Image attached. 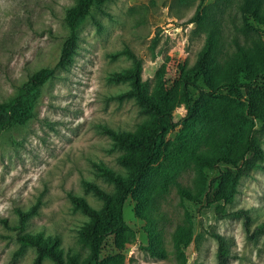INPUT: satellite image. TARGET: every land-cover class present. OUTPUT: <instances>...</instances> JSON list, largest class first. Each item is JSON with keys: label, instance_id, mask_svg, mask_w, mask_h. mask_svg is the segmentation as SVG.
<instances>
[{"label": "rangeland", "instance_id": "1", "mask_svg": "<svg viewBox=\"0 0 264 264\" xmlns=\"http://www.w3.org/2000/svg\"><path fill=\"white\" fill-rule=\"evenodd\" d=\"M246 1L111 0L101 8L106 14L91 11L79 26L72 64L58 69L56 77L42 86L34 117L0 132V264H36L35 249L15 240L20 232L17 210L33 211L24 232L59 236L64 253L75 254L79 262L89 256L87 244L78 236L89 219L67 193L100 209L102 201L86 192L82 181L109 194L114 185L99 176L92 163L125 172L117 161L122 150L100 126L135 131L147 119L134 99L114 98L130 88L128 81H109L113 73L132 67L123 52L130 51L141 61V78L149 90L161 79L166 90L178 94L180 66L194 65L209 32L218 38L220 66L238 47L264 44V26L245 12ZM250 1L264 13V0ZM75 2L0 0V102L15 96L29 75L55 65L68 33L65 7ZM200 2L206 14L200 23H190ZM196 83L206 89L202 80ZM255 86L253 95L259 101L264 96L262 83ZM190 91L192 99H198V90ZM185 115L184 105L178 104L174 121ZM181 128L167 135V152L182 160L162 162L150 180L151 228L164 256L147 250L146 222L136 216V202L128 198L123 247L116 248L114 237L108 238L101 254L104 264H219L211 232L229 241L226 264H264V169L241 177L229 204L208 206L205 193L222 187L221 175L229 168L219 165L201 172L194 161L185 159L183 149L187 145L190 150L215 152L225 128L211 118L195 122L187 136L179 133ZM253 135L264 150V128L258 121ZM179 189L188 191L189 197H182ZM237 210L241 215H232ZM177 236L183 237L180 248ZM50 262L44 258L41 264Z\"/></svg>", "mask_w": 264, "mask_h": 264}, {"label": "trees", "instance_id": "2", "mask_svg": "<svg viewBox=\"0 0 264 264\" xmlns=\"http://www.w3.org/2000/svg\"><path fill=\"white\" fill-rule=\"evenodd\" d=\"M109 1L111 0H76L75 4L65 7L64 24L68 33L57 62L53 67H44L29 75L18 87L15 96L0 102V132L16 125H24L34 117L42 86L56 77L58 69H66L73 62L81 22L93 9L106 14L101 8ZM252 3L250 0L246 1L245 12L264 26V13ZM201 6L200 2L189 20L190 23L201 22L206 14ZM96 24L99 28V24ZM217 49L218 38L213 31L209 32L194 65L189 68L180 66L178 94H171L166 90L161 79L153 90H149L148 82L141 78V61L130 51L123 52L132 60V67L113 73L109 81H128L130 88L114 98L120 101L134 99L147 119L135 131H119L100 126L101 131L122 150L117 161L125 168V172L121 173L104 164L92 163L98 175L114 185V192L109 194L89 181H82L85 191L102 201L100 209L91 207L82 196L71 191L67 193L74 207L89 219L78 229L80 240L89 248V256L82 262H79L75 254L64 253L59 236L24 232L33 211L17 210L20 232L15 240L35 249L36 264H41L44 258L50 259L49 264H104L101 254L108 238L114 237L116 248L123 247L124 233L128 229L124 219V205L128 198L136 202V216L146 222L147 250L154 256L163 257L165 250L158 245L151 228L153 198L150 180L157 175L156 171L161 169L162 162L182 160L169 156L167 152V135L179 126H182L179 133L184 132V136L193 131L192 125L195 122L209 118L219 121L225 128L224 138L216 141L215 152L190 150L187 145L183 149L185 159L194 161L201 172L213 170L219 165L229 168L227 173L221 175L222 187L205 193L204 200L208 206L214 203L229 204L236 193L239 179L248 175L251 170L264 169V150L253 135L255 121L260 122L264 128V96L257 101L253 95L257 82L262 83L261 91L264 93V44L258 43L252 49L238 47L234 57L224 66H220L216 60ZM198 80H202L206 89L197 85ZM191 88L198 90V99H192ZM180 103L184 105L186 115L179 121H174L173 111ZM179 192L182 197H189L188 191L179 189ZM241 213V210H237L232 215L238 216ZM261 230L264 233V225ZM210 236L217 242L218 263L226 264L229 241L219 233L211 232ZM182 238H175L177 248H180Z\"/></svg>", "mask_w": 264, "mask_h": 264}]
</instances>
